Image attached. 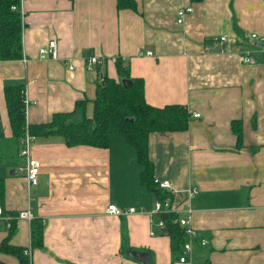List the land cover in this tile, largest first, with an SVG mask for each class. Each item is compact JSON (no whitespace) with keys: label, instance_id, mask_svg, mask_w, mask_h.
Instances as JSON below:
<instances>
[{"label":"crops","instance_id":"crops-1","mask_svg":"<svg viewBox=\"0 0 264 264\" xmlns=\"http://www.w3.org/2000/svg\"><path fill=\"white\" fill-rule=\"evenodd\" d=\"M135 1V9H118L116 0H23L22 57L0 60V208L4 215L29 208L41 219L42 245H31L24 219L16 220L9 243L32 246L27 264H146L127 249L150 252L155 264L206 258L264 264V42L250 37L264 35V0ZM186 5L192 10L178 22L176 11ZM221 35L226 40L214 43ZM49 40L56 58L39 53ZM245 51L253 63L242 61ZM89 53L102 60L93 70L85 67ZM117 57L143 79L148 103H178L190 113L185 130L148 137L153 176L171 183V209L189 206L193 229L206 239L192 241L184 261L170 249L169 236L156 231V215L147 214L158 195L140 182L135 149L121 134H112L107 147L36 135V184L28 186L19 170L23 158L11 135L4 85L24 84L29 124L47 122L83 98L90 115L98 77H117ZM232 119L242 122L240 147ZM109 203L143 212L111 214ZM7 230L0 226V243ZM0 264L23 263L0 249Z\"/></svg>","mask_w":264,"mask_h":264},{"label":"trees","instance_id":"trees-1","mask_svg":"<svg viewBox=\"0 0 264 264\" xmlns=\"http://www.w3.org/2000/svg\"><path fill=\"white\" fill-rule=\"evenodd\" d=\"M18 2L19 0H0V60L22 57L20 13L11 8ZM116 7L118 9H135L136 1L116 0ZM114 65L116 78L104 72L100 73L98 77L92 98L91 115L86 114L87 98H83L76 100L71 110L53 113L47 122L29 124L26 121L23 103L24 84H5L3 94L12 138L20 148V140L27 128L28 132L34 136L61 135L68 146L107 147L112 134H121L125 142L135 149L136 159L141 166L140 182L157 192V199L163 200L168 196V192L158 188L153 182V165L148 155V137L153 131L185 130L189 125L190 113L184 105L178 103H169L163 106L148 103L144 97L143 79L131 76L128 64L120 57L115 59ZM122 78L131 79L128 87L123 86ZM231 130L236 136V147H240L242 145V122L240 119L231 120ZM1 158L0 154V160ZM3 196L4 181L0 176V200ZM175 216L177 215L173 211H159L154 221L163 220L167 227L170 249L181 254L186 236L184 229L172 221ZM15 222L13 220L9 227H5L8 229L7 235L1 241L0 249L17 255L23 264H27V256L23 253V248L9 243L16 230ZM30 239L32 246L42 245L40 218L33 217L30 221ZM146 264L155 263L150 259ZM193 264H210V262L206 258Z\"/></svg>","mask_w":264,"mask_h":264},{"label":"built area","instance_id":"built-area-1","mask_svg":"<svg viewBox=\"0 0 264 264\" xmlns=\"http://www.w3.org/2000/svg\"><path fill=\"white\" fill-rule=\"evenodd\" d=\"M23 0H19L17 5H12L11 8L19 11L20 13V19H21V25H22V19L24 17V7L22 5ZM192 10V7L190 5L181 6L177 9L176 13L178 15V22H181L183 20V17L186 13L190 12ZM250 37L254 39L255 41L264 42V35L258 34L256 32H251ZM226 40V37L221 35L218 37V39L213 40L214 43L223 42ZM39 53L40 54H48L52 58L57 57V50L56 46L54 44V40H49L46 46L39 47ZM146 54H150L151 51H146ZM241 59L244 63H253L254 57L250 55L249 52L245 51L241 55ZM101 58L94 54H88L85 56V67L87 70H93L100 62ZM23 103L26 109V106L28 104V98L25 96V90L23 91ZM199 113L193 112L191 113V116H198ZM34 139V135L28 132V129H25L24 136L20 140V148H19V155L23 158V164L19 166V170L23 173L24 178L26 180V183L28 186L34 185L37 182V176L40 171V161L35 158L32 155V141ZM153 182L156 184V186L160 189L168 190L171 187V183L169 179H158L153 178ZM189 195H193L195 193V188L188 189ZM159 211H173L176 213L177 216H175L172 221L179 224L183 229L186 236V240L183 243L182 246V252L179 256L180 261H184L187 258V253L191 250L192 241H194L195 237H199L198 243L205 244L206 239L200 237L198 233L193 229L191 223H190V214H191V208L189 206L184 207L181 211V213H178V210H172L170 205V199L169 196H166L163 200H159L156 198L154 201V207L151 211L147 212L148 216L153 217L155 216ZM106 212L115 214V215H123L133 212H143L141 208L129 206L127 208H121L116 206L113 203H109L106 206ZM33 218V215L29 208L20 209L16 211V213L13 214H7L4 215L2 212V209L0 208V226L4 225L6 228L10 226L11 221L13 220H19L24 219L28 222L31 221ZM152 224L158 227L160 230L162 227H166L162 219H157L156 221H153ZM30 250L31 246H28L23 249V253L28 257L30 256Z\"/></svg>","mask_w":264,"mask_h":264},{"label":"water","instance_id":"water-1","mask_svg":"<svg viewBox=\"0 0 264 264\" xmlns=\"http://www.w3.org/2000/svg\"><path fill=\"white\" fill-rule=\"evenodd\" d=\"M121 83L126 88L130 85L131 79L122 78ZM160 233L162 235L167 234V227H162L160 229ZM125 253L130 256L133 259H136L138 261H141L143 263H147L151 259V253L144 250H138V249H127Z\"/></svg>","mask_w":264,"mask_h":264},{"label":"rangeland","instance_id":"rangeland-1","mask_svg":"<svg viewBox=\"0 0 264 264\" xmlns=\"http://www.w3.org/2000/svg\"><path fill=\"white\" fill-rule=\"evenodd\" d=\"M90 115H91V114H90ZM154 227H155V226H154ZM155 229H156L157 232L159 231L157 227H156ZM158 233H159V232H158ZM194 241H197V242H198V241H199V237H195V238H194ZM199 244H200V243H199ZM201 245H202V244H201Z\"/></svg>","mask_w":264,"mask_h":264}]
</instances>
